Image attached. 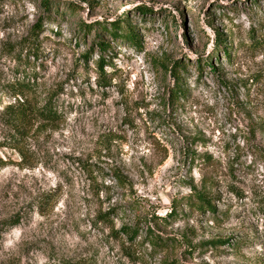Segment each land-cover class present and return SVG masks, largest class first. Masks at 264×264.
Returning a JSON list of instances; mask_svg holds the SVG:
<instances>
[{
  "label": "rangeland",
  "instance_id": "374dc122",
  "mask_svg": "<svg viewBox=\"0 0 264 264\" xmlns=\"http://www.w3.org/2000/svg\"><path fill=\"white\" fill-rule=\"evenodd\" d=\"M39 1L0 0V264H264V0ZM119 15L138 44L80 24ZM19 97L61 117L11 147Z\"/></svg>",
  "mask_w": 264,
  "mask_h": 264
},
{
  "label": "trees",
  "instance_id": "16d2710c",
  "mask_svg": "<svg viewBox=\"0 0 264 264\" xmlns=\"http://www.w3.org/2000/svg\"><path fill=\"white\" fill-rule=\"evenodd\" d=\"M57 0H40L39 5H41L42 9L45 10L46 16L49 17L48 12L50 11L52 7V3ZM66 9L68 10H75L80 9V5L76 3L73 0H67L65 2ZM90 5V3H88ZM91 7V5H90ZM141 13L145 12H151V8H146L144 6L138 8ZM56 11V10H55ZM171 18H173V15H170ZM126 18L119 15L117 18H115L112 21H109V24L111 26V29L109 31L106 30V25L99 22V21H90L89 23H85L83 21H80V24L82 28L89 32L92 28H101L103 31H105L107 34H111L113 38H119L123 40H128L131 42L137 43L136 34L134 32V29L131 27V25L126 23ZM127 25H123V24ZM42 27L40 21L34 24V38L36 37L37 31ZM214 41H215V49H222V55L225 57V59H228L229 57V50H226L225 46H221V43H226L224 39H222V34L218 33L217 31H214ZM93 44H95L98 49L100 50V56L96 60V65L98 67L99 71V77H98V84L102 85L104 83H108V80L106 78V73L103 70V67L108 64V61L105 60L104 55L102 53H105L107 50H109L110 46L109 44H106L104 42L103 38L100 36V32H95L93 38H92ZM258 42V41H256ZM32 44H30L31 46ZM86 57V56H85ZM212 56L207 57L205 60H203L200 63V68L205 67L208 64H212L211 62ZM186 65L183 63V61L179 62H172V67L169 69V73L171 75V78H173L174 81H178L180 79V71L185 67ZM214 67L211 66V69ZM10 88L12 89V95H15L16 93H23V92H31L33 89L32 82H16L10 85ZM174 91L178 93V90L180 89L178 86L173 87ZM21 102L17 101L16 103L8 104L4 109V112L6 113V122H8L11 126L14 132L17 134L15 136L11 137V147H15L17 142L15 141H21V138L25 135L26 126L29 125L32 121H43V122H52L57 121L61 117V114L57 111V107H55L54 102L52 101V98L49 97L47 100H45L41 105H38L37 103H32L30 100L18 98ZM118 180L122 182V177L118 173L116 175ZM195 191V188H193ZM195 197L197 199V207L200 209L208 208L209 210L213 211L214 207L210 205L209 201L205 197V192L197 191L195 192ZM139 229L137 227L135 228H121V232L129 242H133L136 235L138 234ZM152 236H154L151 233ZM151 244L154 246V248L166 246V244L161 241L160 236L156 235L155 237H150ZM75 262V261H74ZM73 261H67L65 264H74ZM173 264V263H169Z\"/></svg>",
  "mask_w": 264,
  "mask_h": 264
}]
</instances>
